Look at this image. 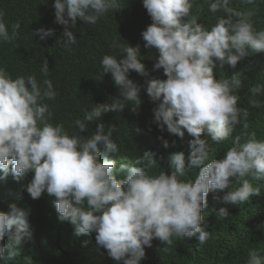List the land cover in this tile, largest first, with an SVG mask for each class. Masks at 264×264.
<instances>
[{
  "label": "clouds",
  "instance_id": "obj_1",
  "mask_svg": "<svg viewBox=\"0 0 264 264\" xmlns=\"http://www.w3.org/2000/svg\"><path fill=\"white\" fill-rule=\"evenodd\" d=\"M230 2L212 0L209 11L226 15L209 29L191 14L193 0H143L152 19L142 32L145 47L157 50L154 68L163 69L167 77L147 82L148 96L158 102L154 120L161 130L166 126L181 138L187 131L193 137L189 155L171 153L162 169L153 151L145 150L138 157L118 154L119 146L112 138L115 125L106 131L100 122L91 135H82L89 123L102 120V114L122 112L128 104L136 112L142 103L141 88L129 78L131 71L148 74L140 46L114 40L110 47L120 54L103 56L102 76L111 73L120 96L85 111L82 119L74 121L71 133L62 122H50L52 112L45 101L55 100L58 91L48 78L47 60L40 69L42 81L34 73L13 78L0 67V182L8 181L11 174L12 186L29 183L26 189L31 198L45 192L54 197L57 220L69 228L73 225L75 235L102 256V264H141L154 238L171 246L174 238L199 234L200 243H205L210 233L202 224L207 225L204 216L211 200L244 204L261 195V186L251 181H264V140L255 132L246 134L243 142L240 134L233 138L237 125L243 122L244 129L249 127L248 109L238 106L240 73L222 74L219 79L214 73L217 61L221 70L224 65L234 68L245 56L264 52V29L257 30L251 13L229 7ZM53 6L56 22L65 26L58 43L66 49L77 43L69 25L74 28L78 20L95 25L110 11L124 7L122 0H55ZM4 17L0 10V42L11 43L21 24L12 23L9 31ZM34 35L43 40L55 35V30L40 28ZM250 91L259 94L264 86ZM249 103L261 107L255 99ZM209 138L216 142L230 138L232 146L221 155L211 148ZM167 141H163L165 147ZM157 167L161 170L151 174ZM233 181L239 186L234 187ZM230 185L231 190L221 197L218 193ZM11 199L9 209L0 211V264H14L20 256L36 258L49 242L62 249L63 228L53 235L33 218L29 221V210L20 206L21 196ZM212 211L219 217L229 215L227 207ZM248 257L247 264H264L257 249H250ZM56 264H62L61 256Z\"/></svg>",
  "mask_w": 264,
  "mask_h": 264
},
{
  "label": "trees",
  "instance_id": "obj_2",
  "mask_svg": "<svg viewBox=\"0 0 264 264\" xmlns=\"http://www.w3.org/2000/svg\"><path fill=\"white\" fill-rule=\"evenodd\" d=\"M212 0H193L191 14L196 16L198 23L206 28H211L217 18L226 15L223 11L212 13L209 4ZM55 0H0V10L5 12V21L11 31V24L19 21L21 27L17 39L11 43L0 42V67L4 68L13 78L20 75L36 74L42 81L45 77L41 74V66L45 60L49 64V76L54 88L58 91L55 100H46L52 112L51 123H63L65 129L71 133L75 130L74 121L83 118L85 111H90L95 104L110 103L120 96V89L115 85L111 73L102 76L101 60L104 55L119 56V49L110 47L114 40L127 45H139L141 59L147 70V75L135 71L129 73L132 79L141 88L142 100L136 112L132 111L133 105L128 104L122 112L109 111L102 114L101 121L89 123L82 135H91L97 124L105 123V130L115 125L113 140L119 146V153L131 157L143 155V151L150 150L156 154V159L161 168L167 167L169 155L183 151L190 154L189 142L193 139L187 131L183 138L171 134L166 126L161 130L154 120V102L147 94V82L153 78L167 79L163 69L156 70L154 65L158 52L154 48L145 47L142 32L152 23L143 0H122L123 9L116 12L110 11L95 25H90L78 20L76 26L68 27L77 37V43L71 49L64 48L59 40H63L65 26L56 22ZM229 7L247 14L257 30L264 29V0H255L247 3L246 0H231ZM40 28L54 29L55 35L41 40L34 31ZM240 73L242 85L237 92L240 96L238 106L247 108L249 127L243 128V122L237 125L233 138L240 134L241 141L246 139V134L255 132L258 139L264 140V91L253 95L250 89L253 86H264V52L253 53L238 61L233 68L224 65L223 70L217 61L214 73L217 79L222 74L231 76ZM255 99L261 107H253L249 101ZM139 128L141 131L136 132ZM206 138V134H202ZM168 139V141L166 140ZM168 147H165V142ZM211 148L221 151V155L232 146V139L222 142L211 141ZM159 167L151 170L157 174ZM8 181L0 182V211H7L12 199L21 196L20 206L29 210L31 218L43 228H50L53 235H58L57 228H63V247L49 242L46 250L36 258L28 259L26 256L16 258L14 264H56V257H62V264H102L101 255L94 248L81 239V235L74 233V226L60 223L55 217L54 197L47 192L40 198L33 199L28 193L27 182H18L12 186L13 176L10 174ZM250 179V178H249ZM258 187L261 186V195L240 205L227 204L222 201L211 200L207 209V225L204 221L202 227L210 233L209 239L201 244L197 234L191 238L173 239V244L168 246L158 239H153L152 246L146 247V257L141 264H247L250 249H257L264 257V181H251ZM233 186L238 183L233 181ZM229 188L219 192L222 197ZM11 192V194H9ZM255 195V194H253ZM17 204V203H15ZM227 207L228 217H219L213 209ZM105 263V262H104Z\"/></svg>",
  "mask_w": 264,
  "mask_h": 264
}]
</instances>
